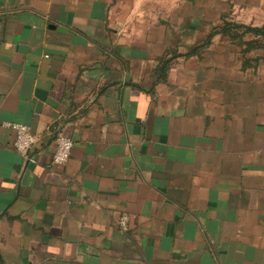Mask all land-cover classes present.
<instances>
[{"label": "crops", "instance_id": "crops-1", "mask_svg": "<svg viewBox=\"0 0 264 264\" xmlns=\"http://www.w3.org/2000/svg\"><path fill=\"white\" fill-rule=\"evenodd\" d=\"M0 264H264V0H0Z\"/></svg>", "mask_w": 264, "mask_h": 264}, {"label": "built area", "instance_id": "built-area-1", "mask_svg": "<svg viewBox=\"0 0 264 264\" xmlns=\"http://www.w3.org/2000/svg\"><path fill=\"white\" fill-rule=\"evenodd\" d=\"M6 125L16 132L15 147L17 151L22 153L28 161H35L32 153L39 141V137L31 131L30 127L23 123H7ZM74 144V140L71 137L65 134L58 135L53 158L54 163L65 164L72 155ZM119 224L123 229H127L129 216L123 215Z\"/></svg>", "mask_w": 264, "mask_h": 264}]
</instances>
